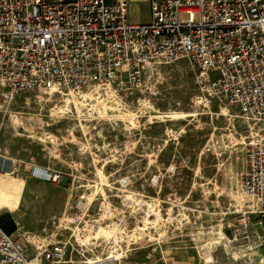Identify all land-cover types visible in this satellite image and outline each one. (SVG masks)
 Wrapping results in <instances>:
<instances>
[{"label":"rangeland","instance_id":"rangeland-1","mask_svg":"<svg viewBox=\"0 0 264 264\" xmlns=\"http://www.w3.org/2000/svg\"><path fill=\"white\" fill-rule=\"evenodd\" d=\"M150 17L149 5L132 4L131 21ZM205 77L182 60L150 70L128 96L93 85L0 107L1 154L49 167L69 192L55 221L15 212L14 237H29L32 251L37 239L61 242L64 264L119 254L121 264H163L185 249L197 264H264L261 250H246L256 218L239 189L245 148L263 132ZM107 227L116 235H97Z\"/></svg>","mask_w":264,"mask_h":264},{"label":"built area","instance_id":"built-area-1","mask_svg":"<svg viewBox=\"0 0 264 264\" xmlns=\"http://www.w3.org/2000/svg\"><path fill=\"white\" fill-rule=\"evenodd\" d=\"M148 3L150 21L138 23L128 0H0V107L27 92L80 95L93 85L128 96L150 70L186 61L206 75L213 96L263 132L245 148L239 189L256 218L246 250L264 249V0ZM13 164L0 151L5 182ZM31 175L61 179L49 167L33 166ZM30 243L0 228V264L65 263L61 242L37 239L34 251Z\"/></svg>","mask_w":264,"mask_h":264},{"label":"crops","instance_id":"crops-1","mask_svg":"<svg viewBox=\"0 0 264 264\" xmlns=\"http://www.w3.org/2000/svg\"><path fill=\"white\" fill-rule=\"evenodd\" d=\"M130 9L132 4L149 5L148 0H128ZM130 14V11H129ZM139 23V22H138ZM46 168L45 166H36ZM33 166L26 165L21 167L14 162L11 165V170L15 174L11 175L5 182L0 175V228L9 235H14V230L17 227L15 221V212H24L34 218L39 217H60L68 210L69 192L61 183L46 182L40 179L33 178L31 170ZM10 170V168H7ZM24 180V188L22 183L19 184L17 179ZM24 202L33 205L32 211L28 213L23 211ZM261 250V251H260ZM264 253V249H259V253ZM263 256V255H262ZM264 261V258L261 257ZM262 263V262H261ZM163 264H197V257L187 249L181 250L169 259H164Z\"/></svg>","mask_w":264,"mask_h":264},{"label":"bare ground","instance_id":"bare-ground-1","mask_svg":"<svg viewBox=\"0 0 264 264\" xmlns=\"http://www.w3.org/2000/svg\"><path fill=\"white\" fill-rule=\"evenodd\" d=\"M74 96V95H73ZM75 98L76 97H74V99H73V102L75 103V105L76 106H78V103H77V101L75 100ZM83 106V105H82ZM81 106V107H82ZM85 106V105H84ZM83 108V107H82ZM168 115H166V116H164V115H162V116H158V118H163V117H167ZM168 117H179L177 114H171V116H168ZM11 177V176H10ZM117 230H115V229H112V228H99V229H97V235H99V234H102V235H106V236H112V235H116V232ZM152 239V238H151ZM140 240V239H139ZM115 254V253H114ZM119 254V253H118ZM116 255V254H115ZM122 258V256H121V254H119V255H116V256H112L109 260H107V258L106 259H102V260H106V262H107V264H112V262L116 259H121ZM99 261H101V259H98L97 261H90L89 260V262L88 263H91V264H93L94 262H96V263H98ZM212 262V259H208V260H206V263H211Z\"/></svg>","mask_w":264,"mask_h":264}]
</instances>
